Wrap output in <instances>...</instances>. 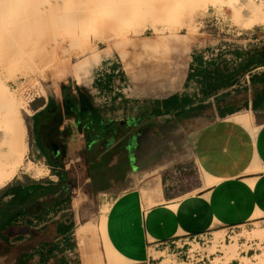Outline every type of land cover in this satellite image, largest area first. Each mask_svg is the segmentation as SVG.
I'll return each instance as SVG.
<instances>
[{"label": "crops", "instance_id": "1", "mask_svg": "<svg viewBox=\"0 0 264 264\" xmlns=\"http://www.w3.org/2000/svg\"><path fill=\"white\" fill-rule=\"evenodd\" d=\"M246 36L238 41L242 45L218 39L204 46L176 44L168 53L157 45L145 50L140 38L126 62L115 50L98 53L88 73L92 91L74 108L79 126L109 134L111 141L119 126L166 122L168 113L179 127L174 132L180 150L170 151L163 138L159 166L142 186L117 195L105 213V237L125 263L167 253L181 261L184 249L172 241L214 238L264 217V31ZM33 104L29 151L58 166L55 124L72 106L51 96ZM187 124L192 133L183 128ZM52 133L57 135L49 139ZM56 166L41 181L0 188V264H79L70 247L59 243L66 210L59 188L64 177ZM233 243L226 246V259L237 264L245 256Z\"/></svg>", "mask_w": 264, "mask_h": 264}, {"label": "rangeland", "instance_id": "2", "mask_svg": "<svg viewBox=\"0 0 264 264\" xmlns=\"http://www.w3.org/2000/svg\"><path fill=\"white\" fill-rule=\"evenodd\" d=\"M218 1L216 0L215 4L208 3L205 10H192L184 0H140L138 3L145 8L148 7L149 12L136 19L130 17V22L126 25L123 23L115 29L110 28L115 15L112 13L104 15L103 10L100 9L101 3L95 1L88 4V11L84 13L87 18L90 16L86 31L85 27L79 30L85 31L82 42L72 41L70 32L73 29L59 23L56 29L44 28L31 35L30 40L33 44L30 45H33L35 50L28 45L30 48H25V52L20 56L16 55L10 61L4 55H0V82L7 86L17 100L21 125L23 124V142L26 145L22 158L24 165L32 163L34 166H42L43 169L49 170L46 176L50 175L52 168L56 166L49 165L42 157L39 158L34 150L29 151L32 144L33 103L41 97L51 96L55 97L59 104L72 106L73 111H61L58 123L55 124L58 135L55 131L49 139L53 135L61 139L59 146L61 150L59 152L62 153L61 163L56 167L60 169L64 177L59 188L66 211L58 227L65 234L59 243L70 247L73 257L78 259L79 264H84L83 261L86 264L103 263L109 255L103 240L104 233L101 234L102 230L105 232V213L108 206L121 192L142 186L148 171L159 166L157 164L160 160V151L164 148L162 139H166L170 151L180 150L178 138L174 132L175 129L179 130V127L172 113L167 114L166 122L158 120L155 124L144 122L119 126L112 132L114 141H111L109 134H103L104 136L101 137V131L98 129L86 130L79 126L74 108L78 106V101L82 100L86 91L88 93L92 91L90 84L87 83L88 73L94 68L98 53L102 49H106V52L115 50L126 62L128 50L133 53L140 44V38H145L144 42H141L145 50H150L151 45H157L168 53L176 44H182L185 47L189 44L204 46L218 39L225 43L237 44L253 31H264V24L246 28L237 23L238 21L246 23L250 20L247 19L248 11H245L250 5L249 0ZM260 1L253 0L257 4ZM228 2L232 3L231 6ZM234 9L238 10L237 16L234 14ZM154 17L159 20H154ZM92 27L95 33L89 30ZM53 44H57L54 49L50 46ZM47 47L50 48L48 52H45ZM30 49L32 54H28V52L31 53ZM50 51L54 53L49 56ZM26 55L30 56L26 58ZM21 57L23 60L19 59ZM14 61H17V67L12 64ZM5 64L7 68L3 66ZM2 66L7 70H3ZM21 67L25 68L24 71ZM29 67L39 72H33L34 70H30ZM74 67L77 68L76 73L73 72ZM3 111L0 110V113L6 115ZM2 114H0V130H2L0 135L5 137L7 134L2 132L6 133L7 125L3 124L4 121L2 122L1 118L5 117L4 115L2 117ZM168 117L172 119V123ZM183 128L190 130V133L194 130V127L188 124L183 125ZM101 150L105 151L104 155L100 154ZM189 152L190 149L187 147L185 154L189 155ZM112 161L115 164L111 165ZM41 178H31L19 168L9 183L41 181ZM97 224H100L99 227ZM257 229L262 230L260 235L256 232L257 235H253L254 230ZM235 233L237 234L235 238L232 237L234 247L231 248L233 249H237L236 239L240 237L258 241L257 251L248 253L245 260H240L239 264H264V217H258V220L236 228ZM243 249L246 250L247 247L244 246ZM166 255L164 254L162 258ZM160 259L152 258L156 263ZM151 262L150 259L144 264Z\"/></svg>", "mask_w": 264, "mask_h": 264}, {"label": "bare ground", "instance_id": "3", "mask_svg": "<svg viewBox=\"0 0 264 264\" xmlns=\"http://www.w3.org/2000/svg\"><path fill=\"white\" fill-rule=\"evenodd\" d=\"M95 1L96 2L99 1V3H101L102 7H100V9L103 10L104 15L106 14L108 15L110 13H112V15H115L113 17L114 21H112V25H110V28L112 29L120 27L123 23L126 25V23L130 22L129 21L130 17H133L135 19L137 17H142L150 10V9L148 10V7L145 8L141 6L138 3L140 0L139 1L138 0H69V1L67 0H0V55L2 56L4 55L6 58H8L9 61L11 59H14L16 55L20 56V54L25 52V48L29 47L28 45L33 44L31 43L30 38L32 37L31 35L34 34V32H36L37 30L41 31L44 28L56 29V26L58 27L59 23L61 24L63 23V25L64 26L66 25V27L70 26V28L73 29L72 32H70L72 41H76V43L77 42L80 43V41L82 42L84 38L83 33L86 31V27L88 26L87 21L90 16L89 15L87 18V15H84V13L88 11L89 8L88 4L91 2L94 3ZM184 1L189 5V7L192 10L193 9L205 10L208 6V3L215 4L216 0H184ZM218 2H220V0ZM248 2L250 5L248 9L245 11L246 12L248 11L249 18L247 19L250 20L249 21L247 20L248 22L246 23L244 21H238L237 22L238 25L246 28H250L253 25L264 24V0H261L260 3L258 4L254 3L253 0H249ZM232 3L228 2L230 6ZM103 7H105V9H102ZM233 11L235 16H237L238 10L234 9ZM12 12L15 13L12 15L11 14ZM8 15H10V17H8ZM240 18L242 19V17ZM153 19L159 20L157 17H154ZM90 20L92 19L90 18ZM82 28H84L85 31L84 30L79 31ZM89 30L92 31V33H95L93 27L89 28ZM56 45L57 44H53L50 46L52 47V49H54L56 48ZM31 47H33V45ZM33 48L34 49L32 50H35V47ZM49 48L48 47L45 48V50L47 49V51L43 50V52L44 51L48 52ZM32 50L30 49L31 53L28 52V54H32ZM53 53L54 52H51L49 56ZM44 54H48V53H44ZM27 56L29 57L30 55H26V58H28ZM19 59H22V57ZM16 62L14 61L12 64L16 66L17 65ZM3 66L6 67V64ZM31 67H29L30 70L32 69ZM6 68L3 67V70ZM33 72L36 71L34 70ZM9 75H11V73ZM0 110H4L6 112V115L2 114V112L0 114H2V117L5 116L4 118L1 119L2 122L4 121L3 124L7 125V129L4 126L5 127L4 129H6V133H4L5 131L2 132L3 134H7V136L4 137V135L3 136L0 135V188L4 187L6 184L12 181L13 177L16 175L19 168L23 169V172L32 178H40L45 176L47 174V170H45V168L43 169L42 166H34L32 163H27L25 165L23 164L22 158H23V152L26 149V145L23 142V133H22L23 124L21 125V118L19 116V110H18V102L13 97L12 92L9 91L7 86L2 82H0ZM261 231L262 230L260 229L254 230L253 235H257V234L260 235ZM255 232L257 234H255ZM102 233H104L103 240L109 253L107 257L110 260V264H124L125 260L121 258L108 243L105 237L104 230L101 231V234ZM231 247H234V244H231ZM240 260L242 261L245 260V257L242 256Z\"/></svg>", "mask_w": 264, "mask_h": 264}, {"label": "built area", "instance_id": "4", "mask_svg": "<svg viewBox=\"0 0 264 264\" xmlns=\"http://www.w3.org/2000/svg\"><path fill=\"white\" fill-rule=\"evenodd\" d=\"M238 42L237 44H241ZM218 49L213 50V53H217ZM204 56H207L204 53ZM238 228V227H237ZM234 227L229 228L227 234L222 236H216L213 238L211 235H193L191 237L185 238L183 241L171 242V245H174L177 249H184L183 259L177 260L176 254L167 253L166 257H163L159 262H153L151 258L150 264H230L233 258L226 259V246L234 242L232 237L236 236ZM238 246L241 248V252L244 256H247L248 253H254L257 251L258 241L257 239H244L243 237L238 238ZM246 246L247 249L244 250L243 247ZM238 248V251L240 250ZM150 260V259H149ZM180 261V262H179ZM148 262H130L128 264H144ZM148 264V263H147ZM239 264V262L237 263Z\"/></svg>", "mask_w": 264, "mask_h": 264}]
</instances>
